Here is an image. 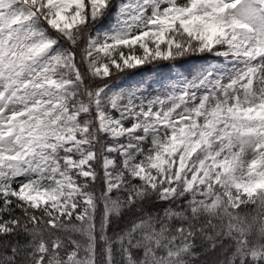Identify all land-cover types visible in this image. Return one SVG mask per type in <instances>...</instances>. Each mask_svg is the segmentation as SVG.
Here are the masks:
<instances>
[{"label": "snow or ice", "instance_id": "1", "mask_svg": "<svg viewBox=\"0 0 264 264\" xmlns=\"http://www.w3.org/2000/svg\"><path fill=\"white\" fill-rule=\"evenodd\" d=\"M0 264H264V0H0Z\"/></svg>", "mask_w": 264, "mask_h": 264}, {"label": "trees", "instance_id": "2", "mask_svg": "<svg viewBox=\"0 0 264 264\" xmlns=\"http://www.w3.org/2000/svg\"><path fill=\"white\" fill-rule=\"evenodd\" d=\"M212 58H210L211 60ZM204 62L200 57H191L188 58L187 60H181V61H177L176 65L177 68H180L181 71H188L189 69H191V67L193 66L194 63H202ZM171 65H160V66H146L144 69H142L136 76L134 77H138L140 78L141 76L145 75V74H149L151 72V70L153 68H160V69H165L168 68ZM132 77V78H134Z\"/></svg>", "mask_w": 264, "mask_h": 264}, {"label": "rangeland", "instance_id": "3", "mask_svg": "<svg viewBox=\"0 0 264 264\" xmlns=\"http://www.w3.org/2000/svg\"><path fill=\"white\" fill-rule=\"evenodd\" d=\"M175 71H181V69L177 68V67L175 69H173L172 66H169L168 68H165V69L153 68L149 74H145V75L141 76L140 78L134 77V78H131V80L146 79V80L152 81V82L160 81V80L166 81L167 78L171 74H174ZM131 80L129 82H131ZM155 87H158V86H155ZM149 91H152V89H150Z\"/></svg>", "mask_w": 264, "mask_h": 264}]
</instances>
